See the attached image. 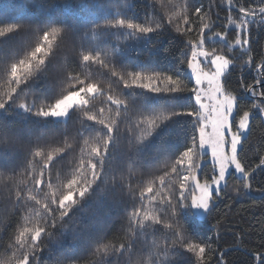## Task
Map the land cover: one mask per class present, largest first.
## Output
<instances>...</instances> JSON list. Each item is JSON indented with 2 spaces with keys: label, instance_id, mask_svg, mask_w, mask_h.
I'll return each instance as SVG.
<instances>
[{
  "label": "snow or ice",
  "instance_id": "1",
  "mask_svg": "<svg viewBox=\"0 0 264 264\" xmlns=\"http://www.w3.org/2000/svg\"><path fill=\"white\" fill-rule=\"evenodd\" d=\"M227 3L229 16L225 31L213 34L223 42L220 49L206 46L210 39L206 33L213 24L207 21L208 13L203 6L192 11L188 0L183 3L155 0L151 14H146L143 20L116 18L104 22L105 28L129 32L125 40L176 33L182 38L183 48L175 57V72L171 73L131 70L117 64L114 51L103 46L96 50L73 48L71 57L77 61L73 64L66 55L69 47L66 29L57 26L33 29V45L0 72V109L14 100L20 85L41 72L49 59L59 58L60 63L54 65L58 71L55 96L37 100L34 93L28 92L15 102L23 112L59 120L65 128L69 113H78L80 127L71 141L66 131L62 134V146L55 139L26 144L0 140V154L22 152L24 157L17 164L0 163V181L15 185V204L23 209L21 221L4 253L0 254V264H39L42 241L54 236L57 227H62L73 210L84 203L94 186L101 180L108 184L105 165L111 167L107 158L120 138H126L137 152L176 116H187L189 120L182 149L175 155L169 151L149 171L142 173L136 187L132 184V170L120 177L130 205L129 232L136 235L159 225L166 230L163 245L155 244V252H150L148 259H141L138 264H172L170 257L185 253L191 255L189 264H213L214 259L216 264H226L223 252L216 256L218 249L212 247L211 238L189 231L181 210L195 208L206 216L215 204L214 198H219L227 186L230 175L235 174L243 188L251 190L253 175L258 168H264V156L251 169L241 159L254 114L264 117V58L254 66L255 83L241 84L254 102L250 109L237 115L239 97L226 86L235 64L225 52V49L228 53L241 49L248 54L246 66L253 69L250 26L257 20L264 24V0H256V6L240 3L237 7L233 0ZM234 8L237 16L231 14ZM20 27H0V37ZM231 27L236 31L233 41L227 37ZM133 89L167 97L173 104L183 101L187 106L149 107L150 98L142 97L140 106L134 108L132 98L125 96L126 91ZM77 148L79 155L74 156L70 170L61 167L53 180V168ZM209 164L211 176L202 180L201 173ZM116 186L114 176L112 187ZM134 250L131 236L128 244L119 246L99 236L90 241L85 256L77 257L74 264L88 256L93 258L91 264H110L112 256L128 253L131 257ZM252 256L256 264H264V253L257 251Z\"/></svg>",
  "mask_w": 264,
  "mask_h": 264
},
{
  "label": "trees",
  "instance_id": "2",
  "mask_svg": "<svg viewBox=\"0 0 264 264\" xmlns=\"http://www.w3.org/2000/svg\"><path fill=\"white\" fill-rule=\"evenodd\" d=\"M155 0H0V27L21 26L18 30L0 37V72L10 63L20 58L33 45V29H45L52 26L67 30L66 41L69 43L66 55L69 62L77 61L73 55V48L96 50L100 46L114 51L116 63L137 71L175 72V57L183 48L182 38L174 32L153 34L147 39H127L130 33L125 29H109L102 25L105 21L116 18L139 21L151 14V5ZM185 0H181V3ZM195 7L203 6L208 13L207 21L213 24L206 33L210 39L207 47L220 49L221 41L213 37L215 32H224L228 23L229 5L227 0H188ZM237 5L246 3L256 6V0H233ZM159 6L157 5V8ZM233 16L238 15L233 9ZM101 25L94 29L93 26ZM27 26V27H23ZM251 55L253 69L250 70L245 61L248 54L237 48L226 54L234 60L235 67L230 69L226 86L239 97L240 111L251 108L254 98L241 88V84H254V66L264 58V24L259 20L251 26ZM228 40L236 37L234 27L227 30ZM157 63V64H152ZM59 58L49 59L45 68L34 77L21 84L14 100L0 109V140L7 142L32 143L38 140H59L62 146L63 133L66 131L69 140L79 129V114L69 113L66 128L60 121L43 119L31 113L17 110L16 100L20 95L34 93L37 100L53 98L56 94L57 68ZM103 79V77H98ZM131 97L134 108L140 106L142 97H149V107L184 108L183 101L173 104L167 97L153 95L139 89L125 92ZM189 120L187 116H176L167 121L145 144L135 152L126 138L120 141L109 157L111 167L105 165L108 184L101 180L92 189L91 195L78 208L73 210L62 227H57L54 236L42 241L43 251L39 254V264H74L77 257L85 256V249L92 239L105 236L108 242L119 246L128 244L129 237L135 243L132 256H112L110 264H138L141 259H148L150 252H155L154 245H163L164 232L162 225L147 228L133 235L128 229V209L130 207L124 189L120 185L121 175L133 171V187L142 173L158 163L169 151L171 155L178 153L187 139ZM79 155V148L75 153H69L63 161L52 170L55 180L61 167L70 170L74 156ZM264 156V117L254 114L247 138L241 151V159L251 169ZM23 153L6 152L0 154V163L17 164L23 160ZM23 171V169H20ZM115 176L117 186L112 187ZM211 176V166L206 165L201 173V179ZM128 181H125L127 184ZM248 192L234 174L228 178L227 186L223 187L221 196L214 198L215 204L211 211L202 219L197 220L191 208L181 210V217L189 231L200 234L202 238H211L213 248H217L216 256L223 252L226 264H256L252 253H264V168H258L251 181ZM102 189L105 191L102 193ZM16 187L0 181V254L7 248L13 232L21 221L23 209L15 204ZM195 221V223H192ZM163 259V257H161ZM92 257L81 259L79 264H91ZM172 264H189L190 254L170 257ZM216 264V260H213Z\"/></svg>",
  "mask_w": 264,
  "mask_h": 264
},
{
  "label": "rangeland",
  "instance_id": "3",
  "mask_svg": "<svg viewBox=\"0 0 264 264\" xmlns=\"http://www.w3.org/2000/svg\"><path fill=\"white\" fill-rule=\"evenodd\" d=\"M17 110L20 112H23L21 109L17 107ZM47 119H52V118H47ZM53 120V119H52ZM59 121V120H56ZM235 175V174H234ZM192 214L197 220H202L205 216L202 214V212L199 209L191 208Z\"/></svg>",
  "mask_w": 264,
  "mask_h": 264
},
{
  "label": "water",
  "instance_id": "4",
  "mask_svg": "<svg viewBox=\"0 0 264 264\" xmlns=\"http://www.w3.org/2000/svg\"><path fill=\"white\" fill-rule=\"evenodd\" d=\"M249 95V94H248ZM250 96V95H249ZM246 192H248V190L245 189Z\"/></svg>",
  "mask_w": 264,
  "mask_h": 264
}]
</instances>
